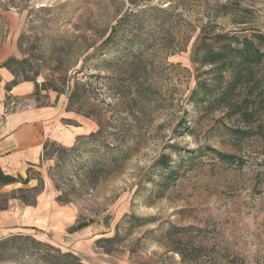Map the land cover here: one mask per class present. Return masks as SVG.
Returning a JSON list of instances; mask_svg holds the SVG:
<instances>
[{
	"label": "rangeland",
	"instance_id": "rangeland-1",
	"mask_svg": "<svg viewBox=\"0 0 264 264\" xmlns=\"http://www.w3.org/2000/svg\"><path fill=\"white\" fill-rule=\"evenodd\" d=\"M255 32L264 0H0L12 87L33 85L7 113L56 112L32 176L73 214L61 232L1 240L0 264H264V132H237L239 98L214 111L190 99L214 78L199 47ZM252 124L264 130V110ZM1 189L0 210L34 195Z\"/></svg>",
	"mask_w": 264,
	"mask_h": 264
},
{
	"label": "crops",
	"instance_id": "crops-1",
	"mask_svg": "<svg viewBox=\"0 0 264 264\" xmlns=\"http://www.w3.org/2000/svg\"><path fill=\"white\" fill-rule=\"evenodd\" d=\"M11 55L5 50H0V117H3L0 125V169L8 176L21 177L25 180L30 176V179L27 184L6 185L1 192L29 191L34 195L32 201H28L26 196L13 195L11 206L0 210V241L17 236L22 231L49 228L61 232L72 225L70 221L73 218L72 211L68 207H59L51 193L39 190V179L32 176L37 173L38 166L43 160L46 143L59 139L54 131L55 121L60 123L56 112L53 110L47 113L39 112L31 106H19L11 113H6L10 104L8 98H16L23 91L28 90L30 93L33 90L30 83H19L7 90V85L15 80V76L10 69L2 65ZM71 228L68 230L69 235L84 230L71 233Z\"/></svg>",
	"mask_w": 264,
	"mask_h": 264
},
{
	"label": "trees",
	"instance_id": "trees-1",
	"mask_svg": "<svg viewBox=\"0 0 264 264\" xmlns=\"http://www.w3.org/2000/svg\"><path fill=\"white\" fill-rule=\"evenodd\" d=\"M225 38L228 42L221 44L217 49L208 44L199 47L196 59L202 66L212 67L209 72L214 74V78L211 81L201 82L190 99L193 103L214 111L221 107H235L233 101L239 98L240 103L236 105L234 114L242 120L244 127L237 132L245 137L258 134L263 136L264 130L260 126L257 133L253 132L252 120L264 110V34L255 32L252 36L243 38L216 36L218 40ZM12 60L13 58L8 59L2 66L14 72L10 68ZM227 75L230 77L229 80L226 79ZM16 83L15 80L7 85V90ZM210 151L219 156L223 162L231 163L234 159L233 155L223 154L215 149ZM170 164L171 158L163 156L159 161V168L169 169ZM29 179L30 176L26 180L8 176L0 169V189L14 183L27 184ZM91 223H79L72 227L70 232L85 229ZM20 241H29V237L13 236L2 243L4 246L7 244L15 246L20 245L18 244Z\"/></svg>",
	"mask_w": 264,
	"mask_h": 264
},
{
	"label": "built area",
	"instance_id": "built-area-1",
	"mask_svg": "<svg viewBox=\"0 0 264 264\" xmlns=\"http://www.w3.org/2000/svg\"><path fill=\"white\" fill-rule=\"evenodd\" d=\"M6 113H7V111H6ZM2 118H3V117H0V125H2Z\"/></svg>",
	"mask_w": 264,
	"mask_h": 264
}]
</instances>
